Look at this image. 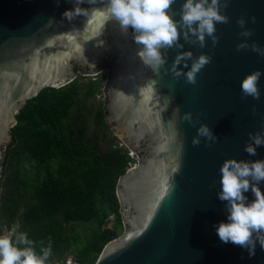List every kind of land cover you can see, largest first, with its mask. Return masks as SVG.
I'll return each instance as SVG.
<instances>
[{
	"label": "water",
	"instance_id": "1",
	"mask_svg": "<svg viewBox=\"0 0 264 264\" xmlns=\"http://www.w3.org/2000/svg\"><path fill=\"white\" fill-rule=\"evenodd\" d=\"M184 2L172 8L179 11ZM80 6L88 14L68 21L63 13L74 0H59V6L57 0H0V199L5 153L27 102L109 66L105 120L138 163L116 185L124 231L93 264H264L259 243L249 258L246 249L222 243L214 227L228 215L217 198L223 162L264 160V146L256 156L244 151L249 133L264 134V75L259 100L242 98L240 88L251 72L264 73V56L251 48L237 51L245 40L264 48V0H229L230 22L216 25V47L210 38L200 48L181 37L184 47L167 52L159 75L143 64L133 30L106 17L107 0ZM240 18L251 37L240 35ZM181 51L212 56L195 85L170 72ZM189 112L199 120L195 126L183 119ZM201 124L219 137L216 143L208 146L202 138L193 145ZM259 187L264 192V182ZM244 195L255 200L251 190Z\"/></svg>",
	"mask_w": 264,
	"mask_h": 264
},
{
	"label": "trees",
	"instance_id": "2",
	"mask_svg": "<svg viewBox=\"0 0 264 264\" xmlns=\"http://www.w3.org/2000/svg\"><path fill=\"white\" fill-rule=\"evenodd\" d=\"M81 80L45 89L27 102L3 163L0 226L18 223L15 234L25 233L37 252L51 238V264L66 256L93 264L124 231L116 185L129 158L115 145L102 150L99 144V132L109 126L105 106L96 107L93 99L106 78ZM113 216L117 222L110 229ZM76 223L90 228L83 246L71 228Z\"/></svg>",
	"mask_w": 264,
	"mask_h": 264
},
{
	"label": "clouds",
	"instance_id": "3",
	"mask_svg": "<svg viewBox=\"0 0 264 264\" xmlns=\"http://www.w3.org/2000/svg\"><path fill=\"white\" fill-rule=\"evenodd\" d=\"M85 2L86 0H74V8L66 10L63 17L72 21L80 15H87V10L80 6ZM87 3L94 4L95 0H87ZM175 3L176 0H107L104 10L106 17L117 21L122 30L127 32L129 27L133 30L136 44L142 46L138 52L139 57L156 75H159L160 69L167 63V52L184 47L180 43L181 37L185 42L199 45L200 48L206 47L210 38L212 47L215 48L219 43L216 25L230 22L229 16L225 14L229 0H186L179 11L172 8ZM177 15L180 19L175 18ZM255 21L256 18L252 17V22ZM237 23L243 29L240 32L242 37L253 35L245 27L244 18H240ZM247 48L264 56V48L255 42L250 45L245 40L237 45V51ZM211 61L212 56L206 53L194 57L191 51H181L175 57L170 72L176 79L185 76L187 83L195 85L197 74ZM262 75L264 73L257 69L242 80V98L260 99L259 81ZM255 111L253 106V113ZM183 119L193 126L199 123L198 118L194 119L190 112ZM202 138H206L208 146L219 139L207 124H201L198 128L197 135L192 140L193 145H199ZM249 140L244 151L250 156H256L257 148L264 146V134L249 133ZM220 173L221 190L217 193V198L225 202L228 215L227 222L222 221L214 226L216 233L222 243L237 245L247 250L249 258L255 257L257 243L264 250V192L259 187L264 182V160L226 159ZM249 190L255 196L251 203L244 195ZM14 233L15 229L11 233L0 235V264H51V238L47 247H41L37 252L34 242L25 233Z\"/></svg>",
	"mask_w": 264,
	"mask_h": 264
},
{
	"label": "rangeland",
	"instance_id": "4",
	"mask_svg": "<svg viewBox=\"0 0 264 264\" xmlns=\"http://www.w3.org/2000/svg\"><path fill=\"white\" fill-rule=\"evenodd\" d=\"M108 73L104 74L105 77L107 78ZM78 79H80V82H82V77H78ZM93 103L95 104L96 107H104V103L100 102L99 100H97L96 98L93 99ZM94 132V125L92 120L90 121V130L89 133L92 135ZM99 144L102 150H108L110 148L111 145H118L120 144V142L122 141V139L119 136H116L109 127H105L103 128L100 132H99ZM30 181H32L33 176H29ZM3 196V188L1 189V197ZM113 221L109 220V223L107 224L108 228H113V226L116 224V218L113 216ZM16 226V230L19 228L18 223L15 224ZM71 228L73 229V231L75 232L74 234H77V236L80 238V242L78 243L79 246H81L80 243H82V246L86 243L87 240V236L89 237L90 235V228L88 226V224H84V223H76L74 225H71Z\"/></svg>",
	"mask_w": 264,
	"mask_h": 264
},
{
	"label": "built area",
	"instance_id": "5",
	"mask_svg": "<svg viewBox=\"0 0 264 264\" xmlns=\"http://www.w3.org/2000/svg\"><path fill=\"white\" fill-rule=\"evenodd\" d=\"M109 72H110V68H105L98 75H96V76H88L86 78H89L92 81H97L99 78L105 77L104 74H106V73L109 74ZM108 74L106 75L107 77H108ZM106 81H107V78H106L104 84L102 85V87L100 89V92L95 97L97 100H99L102 103H104V102L106 103V98H105ZM115 148L121 149L123 151H127V155H128V158H129L128 169L135 168L137 166V163H138L137 154L133 150L128 148L124 144V142L121 141L120 144L117 145V147L115 146ZM113 219H114L113 217H110L109 220L113 221ZM13 229H15V233L18 230V229L16 230V226L15 225H11V226L1 225L0 226V235L11 233ZM57 264H81V263L74 256H66L64 259L59 261Z\"/></svg>",
	"mask_w": 264,
	"mask_h": 264
},
{
	"label": "flooded vegetation",
	"instance_id": "6",
	"mask_svg": "<svg viewBox=\"0 0 264 264\" xmlns=\"http://www.w3.org/2000/svg\"><path fill=\"white\" fill-rule=\"evenodd\" d=\"M106 68H109V66H107Z\"/></svg>",
	"mask_w": 264,
	"mask_h": 264
}]
</instances>
